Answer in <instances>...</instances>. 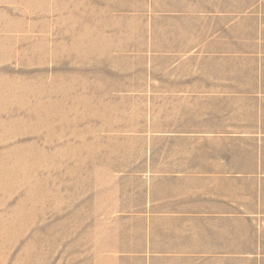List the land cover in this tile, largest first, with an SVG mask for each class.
Here are the masks:
<instances>
[{"label":"rangeland","instance_id":"rangeland-1","mask_svg":"<svg viewBox=\"0 0 264 264\" xmlns=\"http://www.w3.org/2000/svg\"><path fill=\"white\" fill-rule=\"evenodd\" d=\"M173 2L0 0V264H169L133 251L172 243L153 201L202 118Z\"/></svg>","mask_w":264,"mask_h":264},{"label":"crops","instance_id":"crops-1","mask_svg":"<svg viewBox=\"0 0 264 264\" xmlns=\"http://www.w3.org/2000/svg\"><path fill=\"white\" fill-rule=\"evenodd\" d=\"M178 15L193 30L185 45L193 47L188 51L203 66L200 85L173 86V93L200 95L202 118L192 123L199 128L181 137L193 160L173 164L160 177L173 183V199L152 200L154 205L173 206L171 212L152 214L155 220L173 222L172 243L155 237L156 226L153 242L149 235L142 249L133 252L149 263L260 264L264 0H186L184 7L173 2V18Z\"/></svg>","mask_w":264,"mask_h":264}]
</instances>
